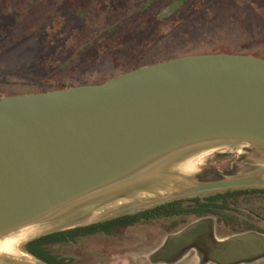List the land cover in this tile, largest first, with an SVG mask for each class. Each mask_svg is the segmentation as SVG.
<instances>
[{
  "label": "water",
  "instance_id": "water-1",
  "mask_svg": "<svg viewBox=\"0 0 264 264\" xmlns=\"http://www.w3.org/2000/svg\"><path fill=\"white\" fill-rule=\"evenodd\" d=\"M219 142L264 147V57L187 54L98 84L0 97V238ZM262 186L264 167L195 181L174 196ZM191 246H205L216 264H238L264 256V235L216 242L201 220L169 236L156 256ZM0 264L42 263L0 257Z\"/></svg>",
  "mask_w": 264,
  "mask_h": 264
},
{
  "label": "rangeland",
  "instance_id": "rangeland-1",
  "mask_svg": "<svg viewBox=\"0 0 264 264\" xmlns=\"http://www.w3.org/2000/svg\"><path fill=\"white\" fill-rule=\"evenodd\" d=\"M181 1L0 0V92L30 90L45 81L67 85L95 81L136 64L220 48L264 52V0ZM232 167L241 173L264 167V147L219 142L177 153L150 174L0 238L12 241L0 257L40 263L25 251L28 240L173 200L174 192L198 181L197 174L204 170ZM201 220L207 221L208 235L216 242L233 235L213 219L191 217L179 229ZM162 225L138 224L120 235H98L59 250L75 254L78 264H216L208 260L205 246L157 258L156 252L172 234ZM238 264H264V256Z\"/></svg>",
  "mask_w": 264,
  "mask_h": 264
},
{
  "label": "trees",
  "instance_id": "trees-1",
  "mask_svg": "<svg viewBox=\"0 0 264 264\" xmlns=\"http://www.w3.org/2000/svg\"><path fill=\"white\" fill-rule=\"evenodd\" d=\"M178 2L182 3L181 0ZM211 52H227V53H245L264 57V52L259 50H231L220 48ZM189 54V53H188ZM191 54V53H190ZM187 55V54H184ZM181 56L174 55L159 58L151 63L159 62L164 59ZM142 65H134L133 67L124 69L119 72H111L105 74L95 81L80 82L74 84H63L50 82H37V86L30 90H4L0 92V97L32 91H45L52 89H62L70 86L81 84H98L104 82L107 78L124 73L133 68ZM221 158L223 155H217ZM237 167H232L224 171L216 169H206L202 173L197 174L200 181H213L224 178L227 175L238 173ZM264 203L263 187H241L229 188L222 190H214L207 192L205 195H192L180 197L170 201L162 202L150 208H146L135 213L116 216L111 219L93 222L86 225H78L51 231L34 237L24 244L25 251L33 256L42 264H75L74 258H69L65 253L59 250V246L75 244L83 239L104 235L116 236L122 234L125 228L136 226L138 224H150L153 222H162L164 231L173 233L179 230L188 218L196 219H213L219 225L230 229L233 234L243 232H255L264 235ZM258 210L260 223L252 222L254 216L253 211ZM245 213L247 218L242 221L241 213ZM251 219V221H249Z\"/></svg>",
  "mask_w": 264,
  "mask_h": 264
},
{
  "label": "flooded vegetation",
  "instance_id": "flooded-vegetation-1",
  "mask_svg": "<svg viewBox=\"0 0 264 264\" xmlns=\"http://www.w3.org/2000/svg\"><path fill=\"white\" fill-rule=\"evenodd\" d=\"M252 171V170H251ZM246 172H249V171H246ZM238 173H241V172H238ZM228 176V175H227ZM197 177V176H196ZM198 181H200V180H198ZM131 194V193H130ZM128 196H130L129 195V192H128ZM177 198H180V197H177ZM176 199V198H175ZM258 210H259V208L257 209V210H254L253 211V216H254V218H253V220H252V222H254V223H257V224H259L260 223V217H259V213H258ZM247 218V215H245V213H243V210H242V213H241V219H242V221H244L245 219ZM248 219V218H247ZM249 221H251V219H249ZM188 227V226H187ZM187 227H185V228H183V229H179L178 231H176V232H173L171 235H173V234H176V233H178V232H180V231H182V230H184V229H186ZM249 232H251V231H249ZM170 235V236H171ZM79 242H77V243H75V244H78ZM184 251V250H183ZM182 252V251H181ZM69 258H74V261H76L75 262V264H78L79 262H78V258L79 257H77L75 254H71V253H67L66 254ZM176 256V255H175ZM172 257H174V256H171L170 258H172ZM169 259V258H168Z\"/></svg>",
  "mask_w": 264,
  "mask_h": 264
},
{
  "label": "bare ground",
  "instance_id": "bare-ground-1",
  "mask_svg": "<svg viewBox=\"0 0 264 264\" xmlns=\"http://www.w3.org/2000/svg\"><path fill=\"white\" fill-rule=\"evenodd\" d=\"M12 247V241L10 239H0V254L7 252Z\"/></svg>",
  "mask_w": 264,
  "mask_h": 264
}]
</instances>
